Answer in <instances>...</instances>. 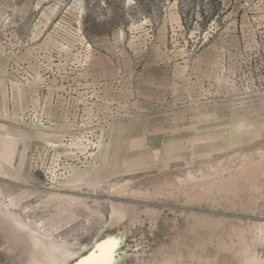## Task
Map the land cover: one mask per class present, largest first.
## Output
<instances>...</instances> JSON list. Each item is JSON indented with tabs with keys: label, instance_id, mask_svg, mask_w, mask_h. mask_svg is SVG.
<instances>
[{
	"label": "rangeland",
	"instance_id": "1",
	"mask_svg": "<svg viewBox=\"0 0 264 264\" xmlns=\"http://www.w3.org/2000/svg\"><path fill=\"white\" fill-rule=\"evenodd\" d=\"M110 241L264 264V0H0V264Z\"/></svg>",
	"mask_w": 264,
	"mask_h": 264
},
{
	"label": "bare ground",
	"instance_id": "2",
	"mask_svg": "<svg viewBox=\"0 0 264 264\" xmlns=\"http://www.w3.org/2000/svg\"><path fill=\"white\" fill-rule=\"evenodd\" d=\"M18 229H21L22 227L17 226ZM118 243L110 241L106 242L102 245L97 246V249H99V252L97 251V254L94 252L91 254L88 258L81 261V264H119L120 262L114 258V253L118 251L119 247L117 245ZM40 248V242H36L34 244L33 253L37 252ZM58 250L57 246H52L51 249L45 253V255L39 260H33L32 264H46V261H50L53 264H60L55 257L54 252ZM95 251V250H94ZM119 262V263H118Z\"/></svg>",
	"mask_w": 264,
	"mask_h": 264
}]
</instances>
